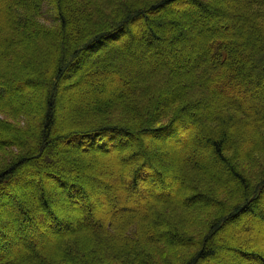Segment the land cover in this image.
Wrapping results in <instances>:
<instances>
[{"label":"trees","instance_id":"obj_1","mask_svg":"<svg viewBox=\"0 0 264 264\" xmlns=\"http://www.w3.org/2000/svg\"><path fill=\"white\" fill-rule=\"evenodd\" d=\"M132 25H137V35ZM165 37L183 46L192 44L194 65L181 69L153 54L129 63L136 47L155 48ZM197 39L202 44H196ZM176 50L174 44L168 46V52ZM255 86H263L253 97L258 103L242 104L235 92L252 94ZM90 101L93 107L84 106ZM58 102L66 119L78 114L74 126L56 122L53 110ZM89 110L100 117L89 119V113H83ZM105 112L118 113V118L99 119ZM192 125L199 134L194 133L195 143L178 158L184 161L179 198L167 200L174 192L171 178L151 156L133 151L129 158L138 157L134 167L115 182L129 199L152 194L163 200L154 207L149 203L142 213L120 214L112 222L103 217L95 232L79 236L84 243L89 239L87 245L94 242L92 251L75 239L62 244L68 231L80 228L57 215V206L47 196L50 186L39 184L36 175L51 178L52 188L67 201L78 203L81 197L90 209L91 200L105 202L112 196L113 185L105 182L104 190L92 195V185L80 182L83 169L73 161L89 170L99 165L96 150L111 156L133 132L187 143ZM61 145L82 154L59 159ZM0 150L11 155L0 167V207L16 214L9 220L0 213V258L6 247L23 237L31 239L39 223L55 235L42 255L16 249L14 258L1 264H205L229 255L264 264V255L248 238L235 239L231 254L211 241L231 206L214 216L205 205L187 207L194 195L199 200L208 196L212 208L224 187L234 188L243 201L232 216L248 212L264 222V208L254 204L258 187L229 159L232 154L239 163L255 164L264 156V0H0ZM214 163L226 173L225 182ZM18 182L40 191L31 200L39 204V213L29 212L8 190ZM261 191L264 195V186ZM119 199L124 210L130 209ZM193 208L211 217L206 221L208 234L198 232L202 221L191 214ZM85 217L88 221L87 213ZM160 223L171 230L161 232ZM112 224L116 236L107 235ZM256 236L262 239L264 234ZM194 239L196 250L191 252L187 249Z\"/></svg>","mask_w":264,"mask_h":264},{"label":"rangeland","instance_id":"obj_2","mask_svg":"<svg viewBox=\"0 0 264 264\" xmlns=\"http://www.w3.org/2000/svg\"><path fill=\"white\" fill-rule=\"evenodd\" d=\"M206 16L209 17L207 14ZM136 28H137V25H132L131 27L132 33L133 31L136 30ZM138 28H140V26H138ZM220 30H223V29H220ZM134 34L137 35V31H135ZM172 44H174V48H176L177 50L168 52V46ZM196 44L200 45L202 44V41L197 39ZM182 47H187V48L182 50ZM180 49H181V52H180ZM152 54L158 57H163L166 64L170 66L176 65V66H179L181 69H185V68H189L192 65H194L196 50H195V47H193V45L190 43H186L183 46L178 41L172 40L170 37H165L163 42L160 44L158 43L157 47L155 46V48L150 47L148 49H145V47L143 46L136 47V50H133V52L130 54V58L128 59V61L129 63L131 61L135 62L139 60H141V62L146 61L145 56L149 58V55H152ZM58 89L61 92H68V89L62 90V88L60 89V86L57 87V90ZM261 91H263V86L262 87L255 86V87H251L252 94H246L245 92L243 93L235 92V95H237V97L239 96L238 100L242 104L253 106L255 101H257L253 97L261 93ZM256 103H258V101ZM84 106H87L88 108H90L94 106V103L90 101L88 103H85ZM61 107H62V103L58 102L57 107L53 110L54 115L56 117L55 118L56 122L58 123L67 122L68 125L64 127L74 126L75 125L74 123L78 122V121L76 122L74 121V119L78 116V114L75 116L72 115L71 118L66 119L67 116L61 112ZM95 112L96 113L94 114L92 110H89L83 113L84 114L89 113V114H86V116H91V118L89 119L97 120L98 119L97 117L98 116L100 117V115L97 114L98 111H95ZM104 117L116 119L118 118V113L105 112L103 117L99 119H103ZM247 117L250 118L249 115H247ZM187 120H191V119H189L188 117ZM79 121H82V119H80ZM195 125H192V128H190L189 140L187 143H179V141L173 142V141H166V140L162 141L158 139L156 140L148 139V138H145V135H142L139 132H133L132 138H129V141L126 142L124 147H122L121 149L112 151L111 153H113V155L111 154V156L109 155L110 153L106 155H102L103 153L100 154V151L96 150L95 153L99 154L98 155L99 157H98V162L95 164H99V165L87 168L89 170H84L85 167L83 165L73 161L75 164H78L81 167V169H83V171L81 172L82 175H80L81 176L80 182L87 184V185L89 184L92 185L93 187L91 189L93 190L92 195H95L96 192L104 190L103 183L105 182H108V183L111 182L113 185V188L111 189L112 196H110V198L109 197L106 198L105 202L91 200L92 208L90 209L86 203L84 205V201L82 203L83 199H81V197L79 196H78L79 198L77 197L79 200L78 203H75L73 201H67L65 197L60 193L59 190L52 188L53 183H52L51 178L45 177L40 174L36 175V177H39V179L35 177L36 180L39 182V184L44 183L45 185L50 186L51 189L49 188V190L47 191V196H49L48 198L53 200L55 205L57 206L55 208L57 215H63L73 225L78 223V227L80 228L79 229L80 232L78 231L75 232L76 233L75 237H72L73 235H75V233L72 232V230L68 231V233L65 234V239L62 242V244L65 245L66 243L69 245V242L75 239L77 240L76 243L79 246H88L89 247L88 251H92L96 247L94 242L91 241L87 245V243L89 242V239L86 243H84L81 240V238H79V236L81 235L85 236L86 234L88 235V234H92V232H95V226L99 224V222L101 221L103 217L105 219L106 218L109 219V221L112 222L114 217H117L120 214L129 215L135 212L142 213V212L147 211V209H149V206H148L149 203L152 204V206L154 207L156 202H160L161 200H163L158 197H155L152 194H147L146 196L137 195L134 198L129 199L128 196L125 197L123 195L121 187L119 186V184L117 185V182H115L116 178L120 177L122 173L128 176L129 169L134 167L135 162L137 161L136 158L138 157L136 156V157L129 158L130 157L129 155H132L133 151H137V153L139 154H145V156L146 155L151 156L152 162L155 165L159 166V168L163 171L164 175L171 178L170 180H171V184H172L174 192L170 194L167 200H175L179 198V194H176V191H180L182 189V186L180 185L181 178L179 177V174H180L179 171H180V167L184 166L183 165L184 161L182 159L181 160L183 162L179 161L178 158L182 157L181 155L185 152L186 148H188L190 145L195 143L194 133H196L197 135L199 134V131L197 130V128H195L196 127ZM138 143L139 144L141 143L143 146L140 148V145H138ZM61 146H62V149L58 151V154H57L59 159L70 160L69 157L71 154H76V155L82 154L81 153L82 150L70 149L68 146H63V145ZM141 149L143 150L142 152H141ZM165 151L166 153H164ZM53 154L54 153H51L50 156ZM9 158H11V155L8 154L6 150H0V167L8 163ZM229 159L233 165L238 167L239 171H241L243 174L249 177V183L251 185H253L256 188L258 187L257 189H254V190L258 192L259 196L257 198L259 199L256 198L257 200H254L255 201L254 204L259 208H264V195H262L263 193L261 191L262 186H264V184H262L264 182V179H263V182L261 181V170H263L264 168V156L261 157L260 159L262 162L259 160L258 163H255L256 165L251 162L247 163L245 161L239 163L237 158H235L232 154L229 155ZM260 162L262 163L261 165H260ZM119 165L123 166L122 169L121 167H119ZM214 165L215 167L213 166V169L216 171L217 170L221 171L220 179L222 178V182H225V179L227 178L226 173L224 172V170L219 164L214 163ZM207 182H210V181L207 180ZM21 183L22 182H18L17 184L9 185L8 190L12 192L11 194H13L14 198L16 196L15 193L17 194L16 198H18V200H22L25 203L29 212L39 213L40 212L39 204L38 203L36 204V202H31V200L32 199L36 200L35 198L38 196L40 191L37 190V187H26V185L21 184ZM213 185L215 186V184ZM201 189H203V187H201ZM123 190L126 192V195H127L128 191L124 188ZM192 193L193 192L191 191L189 192V194H192ZM196 193L198 192L196 191ZM118 196H120V199L125 201V204L127 203L129 205L130 209L124 210V207H122L123 203L117 202L118 201L117 199H119ZM94 199L96 198L94 197ZM217 199L219 200L217 205L213 206L212 208H209L210 204L208 202V196L203 197L199 200V199H196L194 195H192V201L191 203H189V205H187V207L188 208H192V207L199 208V207H202V205L203 206L205 205V207H207L208 209L207 211L211 212V214H213L214 216V215L221 213L224 206L226 207L231 206V209L235 210L236 207L240 206L239 203H242L243 201V198H241V194L238 190L234 188L232 190H229V188L227 187H224L222 189L220 197H218ZM182 205L185 206V204H182ZM144 208H147V209L144 210ZM195 208L191 209L190 212L191 214L193 213V215H195L197 219H200L202 221L200 225L198 226L200 227V231L198 232H201L202 234L204 233L208 234L209 230L205 228L206 223H207L206 221L211 220V217L206 216V213L199 215L196 212ZM12 210L13 209H10V208L5 209L4 207H0V213L2 214V216L4 217L6 216L8 219L9 218L13 219L14 216L16 217L15 212ZM232 210L229 211L228 216L230 218L226 217L223 223L220 225V227H218V230H216L213 234H211L213 238L211 241H214L216 243L218 242L216 245L221 246L222 252L226 254H231L232 248H230V246L232 242L236 241L235 239L240 241L241 237L248 238L249 240L252 241V242L250 241V243H252L253 247L264 255V236L262 239L259 238L258 236L254 237L257 234H260V232H263L264 234V222L257 221V219H254L251 216V214L248 212L245 215H243L244 212H239L235 216L234 215L232 216V214H234ZM86 213L89 216L88 221L86 220V217H85ZM110 214L112 215V217L109 216ZM247 228L251 230L248 233L246 230H240L239 233L237 232L239 231V229H247ZM159 229L161 230V232L171 230V228L165 223H160ZM30 233L32 237L31 239L30 238L27 239L23 237L21 240H18L16 243H13L12 245L5 248L6 249L4 251L5 256L0 258V264L1 262H5V260L11 261L14 258L13 255H15L16 249L25 248L28 253L30 252L33 255H39L41 253L42 255L41 250L42 251L43 249L47 250V248H49V246L51 245V241H52L51 238L55 236L54 233H52V231H46L45 227H43V225L40 223L39 225L37 224V227L34 226V230H31ZM109 234L115 235V236L117 234V231L115 230V227L113 226V224L110 226V228H107V235ZM168 234L169 233H166V235ZM250 235H252V237ZM126 236L128 238H131L133 234L127 233ZM102 237H103V234H102ZM168 240H170L169 237H168ZM196 243H197V240L194 239L192 241V245L187 250L191 252L196 250L195 248ZM101 250H102V247H100V251ZM229 256L228 257L230 259L226 258L223 260L219 256V260L221 259V261H218V262L211 261L205 264H258L257 262L253 260H243V259H237L235 257L233 258V255H229ZM73 257H76V256H73ZM93 257L94 256L91 255L89 259L91 260ZM60 263L64 264L65 262L61 261ZM165 263L166 262L164 260L163 264Z\"/></svg>","mask_w":264,"mask_h":264}]
</instances>
